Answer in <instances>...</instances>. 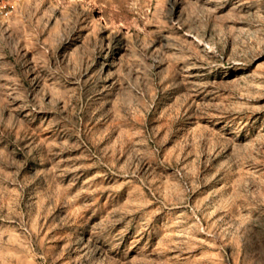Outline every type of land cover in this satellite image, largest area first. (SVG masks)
Masks as SVG:
<instances>
[{
	"label": "rangeland",
	"instance_id": "1",
	"mask_svg": "<svg viewBox=\"0 0 264 264\" xmlns=\"http://www.w3.org/2000/svg\"><path fill=\"white\" fill-rule=\"evenodd\" d=\"M0 264H264V0L0 13Z\"/></svg>",
	"mask_w": 264,
	"mask_h": 264
},
{
	"label": "built area",
	"instance_id": "2",
	"mask_svg": "<svg viewBox=\"0 0 264 264\" xmlns=\"http://www.w3.org/2000/svg\"><path fill=\"white\" fill-rule=\"evenodd\" d=\"M14 7V0H0V13L8 15Z\"/></svg>",
	"mask_w": 264,
	"mask_h": 264
}]
</instances>
